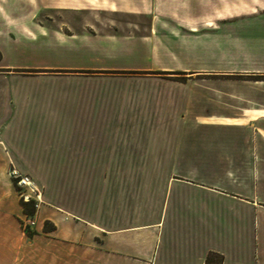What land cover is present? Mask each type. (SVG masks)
<instances>
[{"label":"crops","instance_id":"1","mask_svg":"<svg viewBox=\"0 0 264 264\" xmlns=\"http://www.w3.org/2000/svg\"><path fill=\"white\" fill-rule=\"evenodd\" d=\"M156 1L0 0L4 264H219V256L220 264H264V80L256 79L264 76V43L257 34L240 38L248 52L238 61L224 49L222 60L212 61L169 56L164 62L166 56L160 55L183 40L230 43L229 28L264 14L263 0L251 5L247 0H191L192 5L178 6ZM247 7L256 13L246 12ZM233 13L250 15L228 19ZM130 46L148 50L130 59L120 56ZM126 60L131 62L119 64ZM35 80L67 84L66 109H85L90 121H82L84 125L110 126L109 135L86 143L98 149L78 155L109 165L63 172L114 175V197L96 198L79 212L40 201L36 234L27 238L20 226L25 215L21 197L7 173L20 166L18 158L29 156L17 152L3 129L5 115L15 109L17 89ZM142 82L143 88L137 84ZM81 83L100 85L76 90ZM103 84L114 99L89 102V95H103ZM152 85L168 87L171 100L153 107L160 113L151 122L149 96L143 104L135 98ZM128 123L169 124L175 133L152 151L118 150L114 126ZM108 147L113 148L104 149ZM124 162L146 166L110 164ZM156 174L157 188L145 177ZM46 221L53 230H43Z\"/></svg>","mask_w":264,"mask_h":264},{"label":"rangeland","instance_id":"2","mask_svg":"<svg viewBox=\"0 0 264 264\" xmlns=\"http://www.w3.org/2000/svg\"><path fill=\"white\" fill-rule=\"evenodd\" d=\"M159 1H161L160 4H166L169 6H178L180 2L186 5L187 3H190L192 5L193 2L191 0ZM254 2H256V0H247L248 5L254 4ZM196 7L197 6L193 4L194 10ZM250 11L252 14L256 13L253 7H247L246 12ZM262 12H264V9ZM246 15H250V13H233L228 15V19H237L240 16ZM237 23L245 24L242 26L243 28L240 25H232L231 28H229V32H227L231 34V38L229 37L231 42H227L229 40L226 39L223 43H220L219 46L221 47L218 45L214 46L212 43L205 44L199 42L197 44L183 40L179 41L177 45H171L169 47L170 51H164L163 53H160V55L162 57L166 56L163 60L164 62L167 61L169 56H175L176 58L187 61L190 59L191 61L197 60V58L200 60L205 59L206 61H212V58L222 60V50L224 49L226 52H229V55L233 59L238 61L242 52H248L244 45L238 42L240 38L249 40V38L256 37L254 35L257 34L260 37L259 42L264 43V14L238 20ZM244 29H246V32ZM130 47L133 48H129L128 52H124V54L122 53L120 56L125 59H130L143 52L146 53L148 50L147 46ZM134 49L136 51L138 49V52L134 51ZM55 52L58 54L59 50L54 48L53 53ZM60 54L62 56L64 55L62 52H60ZM226 55L225 57H228ZM65 56L68 57L69 54ZM130 62V60L120 61L119 64H129ZM176 77L179 76H175V78ZM137 84L141 87L143 86V82ZM99 85L100 84L97 83H81L80 85H76L78 87L75 88L78 91L84 89L92 91L96 90ZM144 85V89L149 90L147 84ZM105 86L107 85L103 84V95H98L97 97L95 95V97L89 95V102L95 101L97 103H105L110 100L111 97L114 99V95L110 96L105 94L106 90H110L109 85L108 87ZM68 87L67 84L63 85L55 82L43 83L39 80H35L32 83L19 87L15 94V109L4 117L6 126L3 129V134L7 135V137L16 144L17 152L29 156L18 158L21 163L20 166H12L8 170L7 177L12 180V182L16 180L15 183H13L15 185L16 194L20 197L23 196L24 200H26V196L37 199L36 195H39V200H36L37 203L40 201H47L60 208H67L79 212L80 209H87L86 207L88 205L86 204H89L90 201L93 202L96 198L100 201L114 197V175L71 174L63 171L71 172L77 171L81 168H88L102 164L109 165L95 162L96 159L93 158H79L78 155H82L84 150L98 149V147H94L89 143L86 146V143L91 141L94 136L99 137V134L103 136L109 135L110 126L102 127L95 126L94 124L84 125L82 121H90L89 119H86L87 117L85 115H83L84 112H86L85 109L83 110L79 106H76L75 109H71L70 111L69 109H66L64 103L70 99V89ZM127 87L132 88L135 86L134 84H129ZM151 88L152 89L148 93L140 94V97H136L135 101L141 102L142 104L146 103V98L149 96L152 107V110H150L152 113V115H150L152 122V118H154L153 120L157 119L160 113L157 109H153V107L158 106L161 103L163 105L164 102L170 103L171 90L162 85H152ZM95 92L96 91H94V93ZM143 96H145V98ZM76 98L78 101L81 98V95L78 93ZM74 104L78 105L79 102L74 101ZM130 117L142 118L147 116L130 115ZM91 121L94 122V120ZM70 122L74 124H70ZM174 131L175 126L169 124L130 125L128 123L127 125L114 126V140L118 143V150L152 151L157 148L159 140L171 137L174 135ZM129 145L135 146V148L130 147ZM111 148L113 147L104 149L110 150ZM110 164L111 166H146V164L138 162L137 164L127 162ZM12 170H16L15 175L11 172ZM23 170H26L27 172H23ZM147 176L151 177L152 183L155 188H157L159 175H145V177ZM21 177H27L29 179L33 190L18 182ZM26 219L27 217L24 215L22 220L24 221V225L28 226L29 224L26 223ZM34 221V225L31 227L35 229L36 219H34ZM0 264H4V262L0 261ZM25 264L31 263L28 262Z\"/></svg>","mask_w":264,"mask_h":264},{"label":"trees","instance_id":"3","mask_svg":"<svg viewBox=\"0 0 264 264\" xmlns=\"http://www.w3.org/2000/svg\"><path fill=\"white\" fill-rule=\"evenodd\" d=\"M173 73H177V74H180V73H183V72H173ZM176 78H180V79H176V80H184V77H176ZM256 79H264V77H259L257 76ZM16 180H14V183H15ZM20 203L23 207V212L25 213L26 217L27 218H34L35 214H36V211H37V201L31 197H29L28 200H24V197L21 196L20 198ZM47 224H49L47 221L44 223V227H43V230L44 231H51L54 229V225L51 224L49 226H47ZM20 226L24 232V234L26 235L27 238H32L34 234H36V231L33 227L31 226H25L24 225V221L23 220H20ZM210 257L208 256L207 257V261H209ZM221 256L218 257V263L220 264L221 263Z\"/></svg>","mask_w":264,"mask_h":264},{"label":"built area","instance_id":"4","mask_svg":"<svg viewBox=\"0 0 264 264\" xmlns=\"http://www.w3.org/2000/svg\"><path fill=\"white\" fill-rule=\"evenodd\" d=\"M14 175L16 174V170H12L11 171ZM24 179L26 180V181H24ZM18 182L20 183V184H23V185H25V186H28L30 189H32L33 190V188H32V186H31V182L29 181V179L27 178V177H21L19 180H18ZM29 197L28 196H26V199H28ZM36 198L37 199H35V200H39V195H36ZM34 218H27L26 219V223L27 224H29L30 226H33L34 225Z\"/></svg>","mask_w":264,"mask_h":264},{"label":"bare ground","instance_id":"5","mask_svg":"<svg viewBox=\"0 0 264 264\" xmlns=\"http://www.w3.org/2000/svg\"><path fill=\"white\" fill-rule=\"evenodd\" d=\"M24 181H26V180L24 179Z\"/></svg>","mask_w":264,"mask_h":264}]
</instances>
